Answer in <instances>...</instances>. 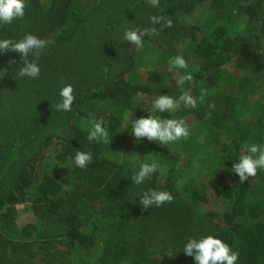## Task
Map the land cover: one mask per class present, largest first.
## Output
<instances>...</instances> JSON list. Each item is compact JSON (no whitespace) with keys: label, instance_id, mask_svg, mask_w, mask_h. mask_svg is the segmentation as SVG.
<instances>
[{"label":"trees","instance_id":"16d2710c","mask_svg":"<svg viewBox=\"0 0 264 264\" xmlns=\"http://www.w3.org/2000/svg\"><path fill=\"white\" fill-rule=\"evenodd\" d=\"M136 28L155 29L142 48L123 39ZM27 33L47 42L38 79H17L20 55L0 54V264H195L184 244L209 234L237 264H264V171L241 184L231 169L243 144H264V0H27L0 39ZM177 55L185 69L170 65ZM68 84L72 110L57 111ZM185 92L195 108L154 110L158 95ZM129 113L183 120L190 134L137 142ZM100 119L110 140L89 142ZM76 150L92 153L86 169ZM144 162L158 171L135 186ZM148 189L173 200L144 210Z\"/></svg>","mask_w":264,"mask_h":264},{"label":"clouds","instance_id":"9594fccd","mask_svg":"<svg viewBox=\"0 0 264 264\" xmlns=\"http://www.w3.org/2000/svg\"><path fill=\"white\" fill-rule=\"evenodd\" d=\"M153 7H159L160 0H150ZM27 0H0V24L11 25L14 21L21 20L26 14ZM152 24H159L164 20L162 16L153 15L150 17ZM167 26H172V21L168 20ZM155 29H129L124 32L123 39L142 48L145 37L154 32ZM47 46L46 40L27 33L20 39L3 38L0 39V54L5 51L18 53L22 59V65L16 72L15 77L23 80L38 79L41 73V67L38 63V57ZM31 57V59H30ZM174 68L185 69L186 60L177 55L169 61ZM192 79L191 74L183 75L177 80L178 85H183L185 81ZM73 86L68 84L59 91L60 102L55 105L57 111L69 112L72 110L75 96ZM199 99H202L200 97ZM198 98L193 97L191 93L185 92L179 97L169 94L158 95L153 101V108L158 113H170L184 107L195 108ZM131 113V112H130ZM130 113L127 115L131 123V135L137 142L146 138L148 142H158L161 146L176 142L182 138H187L190 134L185 121L172 118H156L154 115L130 119ZM109 141V133L103 119L93 121L87 140L93 142L97 139ZM92 162V153L90 151L76 150L74 164L76 167L86 169ZM232 172L237 174L239 182L244 184L250 177H256L258 172L264 171V144L245 143L242 145V153L233 161ZM158 171L155 163L144 162L139 170L131 177L133 185L142 186L153 174ZM173 195L167 190L148 189L140 193L139 205L144 210H149L153 206L159 207L165 203H170ZM182 252L194 258L195 264H237L239 253L220 238L214 235H204L200 237H190L184 244ZM174 256V255H172Z\"/></svg>","mask_w":264,"mask_h":264},{"label":"rangeland","instance_id":"374dc122","mask_svg":"<svg viewBox=\"0 0 264 264\" xmlns=\"http://www.w3.org/2000/svg\"><path fill=\"white\" fill-rule=\"evenodd\" d=\"M99 105V110L102 112V113H107L108 111L107 110H105L104 109V107L103 106H101L100 104H98ZM19 207V209L21 210V211H27L26 210V206H23V205H21V206H18Z\"/></svg>","mask_w":264,"mask_h":264}]
</instances>
